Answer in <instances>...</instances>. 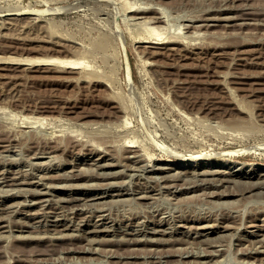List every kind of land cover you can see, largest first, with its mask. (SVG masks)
I'll return each instance as SVG.
<instances>
[{
    "label": "rangeland",
    "instance_id": "374dc122",
    "mask_svg": "<svg viewBox=\"0 0 264 264\" xmlns=\"http://www.w3.org/2000/svg\"><path fill=\"white\" fill-rule=\"evenodd\" d=\"M28 6L44 10L12 14ZM0 15V264H264V0H0ZM151 25L180 42H145ZM45 58L83 63L25 64Z\"/></svg>",
    "mask_w": 264,
    "mask_h": 264
},
{
    "label": "bare ground",
    "instance_id": "6f19581e",
    "mask_svg": "<svg viewBox=\"0 0 264 264\" xmlns=\"http://www.w3.org/2000/svg\"><path fill=\"white\" fill-rule=\"evenodd\" d=\"M131 6H132V5H131ZM129 7H130V6H129ZM132 7H133V6H132ZM132 7H131V8H132ZM138 7H139V6H138ZM244 7H245V6H244ZM14 9H15V8H14ZM17 9H19V8H17ZM136 9H137V7H136ZM225 9H226V8H225ZM244 9H245V8H244ZM19 10H20V9H19ZM43 10H44V9H39V8H34V7H30V6H28V7H25V8H23V9H21V11H18V12H17V11H16V12H12V11L10 10V13L12 12V14H26V15H27V14H31V15H32V14H38V13L42 12ZM132 10H134V8H133ZM138 10H139V8H138ZM222 10H223V9H222ZM141 11H142V10H141ZM150 11H151V10H150ZM151 12H152V11H151ZM6 13H7V12H6ZM8 13H9V12H8ZM147 13H148V12H147ZM139 15H140V14H139ZM154 15H155V14H154ZM0 16H1V15H0ZM5 16H6V15H5ZM7 16H8V15H7ZM10 16H13V15L10 14ZM132 16L134 17V15H132ZM142 16H143V15H142ZM147 16H148V15H147ZM156 16H158V15H156ZM229 16H230V15H229ZM229 16H228V17H229ZM233 16H234V15H233ZM144 17H145V16H144ZM144 17L142 18V19H143V22H144V20H145V22H147V23H144V25H145V24L150 25V22H151V21H150V22H149V20L147 21L146 19H144ZM158 17H159V16H158ZM209 17H210V16H209ZM212 17H213V16H212ZM216 17L219 18V16H216ZM234 17H235V16H234ZM146 18L151 19V18H149V17H146ZM204 18H206V17H204ZM204 18H203V19H204ZM210 18H211V17H210ZM230 18H231V17H230ZM235 18H236V17H235ZM242 18H243V17H242ZM133 19H134V18H133ZM135 19H136V18H135ZM138 19H139V18H138ZM156 19H157V18H156ZM158 19H159V18H158ZM161 19H162V18H161ZM193 19H194V18H193ZM193 19H191V20H193ZM197 19H198V18H197ZM206 19H208V16H207ZM227 19H228V18H227ZM151 20H152V19H151ZM154 20H155V19H154ZM154 20H153V21H154ZM162 20H163V19H162ZM153 21H152V22H153ZM156 21H157V20H156ZM244 22H245V21H244ZM140 23H142V22H140ZM153 23H154V22H153ZM153 23H152V25H153ZM239 23H240V22H239ZM246 23H247V22H246ZM250 23H252V22H250ZM256 23H257V22H256ZM258 23H259V22H258ZM183 24H184V23H183ZM189 24H190V23H188V25H189ZM193 24H194V23H193ZM201 24H202V23H201ZM243 24H244V23H243ZM152 25H151V26H147L146 29H148L149 31H152V32L154 33V35L156 34V36H157L156 39H157V40H156V39H153V38H152L153 40H148V39H145V38H143V37L141 36L142 39H143L145 42H152V43H157V44H163V43H164V44H165V42H167V41H165L166 39H165V40L163 39V40H164V41H163L162 38H163L164 36H165L164 38H166V36H168V35H164L163 32H162V30H161V32H162L163 35L161 34V32H159V29H161L160 27L157 29V26H158L159 24H157V26H152ZM155 25H156V24H155ZM209 25H210V24H209ZM159 26H160V25H159ZM144 27H146V25H145ZM181 27H182V26H181ZM185 27H187V26H185ZM116 28H117V27H116ZM116 28H115V30H116ZM182 28H183V27H182ZM146 29H145V30H146ZM179 29H180V28H179ZM185 29H186V28H185ZM148 30H147V31H148ZM186 30H187V29H186ZM193 30H194V29H193ZM196 30H197V29H195V31H196ZM117 31H118V29H117ZM182 31H183V30H182ZM191 31H192V30H191ZM191 31H190V32H191ZM118 32H119V31H118ZM178 32H179V31H178ZM193 32H194V31H193ZM150 33H151V32H150ZM150 33H148V34H150ZM187 33H188V32H187ZM197 33H198V32H197ZM178 34H179V33H178ZM192 34H193V33H192ZM198 34H199V33H198ZM144 35H145V34H144ZM161 35H162V38H161ZM180 35H182V37L184 38V35H183V34L180 33ZM186 35H187V34H186ZM147 36H150V35H147ZM152 36H153V35H152ZM169 36H173V35H169ZM169 36H168V38H169ZM174 36H175V35H174ZM177 36H178V35H177ZM177 36H176V37H177ZM144 37H145V36H144ZM153 37H155V36H153ZM191 37H192V36H191ZM139 38H140V37H139ZM147 38H148V37H147ZM170 38H171V37H170ZM170 38H169V39H170ZM178 38H179V37H178ZM123 39H124V38H123ZM160 39H161L162 41H161ZM171 39H172V38H171ZM171 39H170V40H171ZM173 39H176V38H173ZM173 39H172V41H173ZM179 39H180V38H179ZM118 40H119V39H118ZM176 40H178V39H176ZM178 41H179V40H178ZM121 42H122V45H123L122 47H123V49H124L123 51H125L126 73H127L126 76H127L128 80L130 81V80H132V78H133V76H132V68H131V64H130L129 57H128V53H127V51H126V46H125V44L123 43V41H121ZM124 42H125V41H124ZM139 42H140V39H139ZM179 42H180V41H179ZM182 42H183V41H182ZM174 44H175V43H174ZM165 45H166V44H165ZM178 45H179V44H178ZM157 46H158V45H157ZM159 46H160V45H159ZM188 46H189V45H188ZM160 47H161V46H160ZM165 47H166V46H165ZM174 47H175V45H174ZM158 48H159V47H158ZM175 48H176V47H175ZM187 48H188V47H187ZM161 49H162V48H161ZM165 49H166V48H165ZM181 49H182V48H181ZM167 50H168V49H167ZM171 50H172V49H171ZM157 52H158V51H157ZM163 52H164V51H163ZM159 53H160V52H159ZM161 53H162V52H161ZM170 53H171V52H170ZM30 60H31V59H30ZM31 61H32V60H31ZM20 63L23 64L24 62H20ZM82 63H83L82 61H80V60H75V59L45 58V59H37L35 62H32V63H25V64L34 65V66H35V65H38V66H40V65H47V66H49V65H58V66H63V68H80L81 65H82ZM61 69H62V68H60V70H61ZM29 123H30V122H29ZM31 123H32V122H31ZM132 141H133V140H132ZM133 142H134V141H133ZM133 142H132V143H133ZM132 143H130V144H132ZM133 145H134V144H133ZM128 146H129V144H128ZM131 146H132V145H131ZM129 147H130V146H129ZM99 149H101V148H99ZM248 149H249V148H248ZM248 149H247V150H248ZM102 150H103V149H102ZM130 150H131V149H130ZM240 150H245V151H246V148H242V149H240ZM240 150H239V149H238V150H237V149H230V150H228V153H236V152H238V151H240ZM46 151H47V150H46ZM105 151H106V150H105ZM96 152H97V151H96ZM107 152H108V151H107ZM107 152H106V153H107ZM137 152H138V151H137ZM133 153H134V152H133ZM139 153H140V152H139ZM37 154H38V153H37ZM41 154H42V153H41ZM97 154H98V153H97ZM101 154H102V153H101ZM126 154H127V153H126ZM131 154H132V153H131ZM210 154H212V153H206V154H203L202 152H199V151H193V152L190 154V156L192 157L191 160H193V161H197V160L201 159L200 157H201L202 155H210ZM43 155H44V154H43ZM99 155H100V154H99ZM106 155H107V154H106ZM113 155H114V154H113ZM132 155L134 156V154H132ZM132 155H131V156H132ZM138 156H139V155H138ZM38 157H39V156H38ZM89 157H90V156H89ZM99 157H100V156H99ZM126 157H127V156H126ZM134 157H135V156H134ZM142 157H143V156H142ZM100 158H101V157H100ZM148 158H149V157H148ZM144 159H145V158H144ZM146 159H147V158H146ZM110 160H111V159H110ZM136 160H137V159H136ZM140 160H142V159H140ZM82 161H83V160H82ZM85 161H86V160H85ZM85 161H84V162H85ZM89 161H90V160H89ZM91 161H92V160H91ZM103 161H104V160H103ZM118 161H120V160H118ZM143 161H144V160H143ZM147 161H148V160H147ZM147 161H146V162H147ZM105 162H107V159H106ZM105 162H104V163H105ZM111 162H112V161H111ZM115 162H117V161H115ZM136 162H137V161H136ZM141 162H142V161H141ZM141 162H140V164H141ZM207 162H208V161H207ZM40 163H41V162H40ZM45 163H46V162H45ZM81 163H82V162H81ZM88 163H89V162H88ZM90 163H91V162H90ZM92 163H94V162L92 161ZM100 163H102V162H100ZM112 163H113V162H112ZM134 163H135V162H134ZM149 163H150V162H149ZM37 164H39V163L37 162ZM84 164H85V163H84ZM84 164H83V165H84ZM98 164H99V163H98ZM102 164H103V163H102ZM105 164H106V163H105ZM105 164H104V165H105ZM113 164H115V163H113ZM116 164H117V163H116ZM119 164H120V162H119ZM132 164H133V163H132ZM143 164H144V163H143ZM150 164H151V163H150ZM48 165H49V164H48ZM73 165H74V164H73ZM89 165H90V164H89ZM156 165H157V164H156ZM46 166H47V165H46ZM86 166H87V165H86ZM93 166H94V165H93ZM108 166H109V165H108ZM131 166L133 167L134 165H131ZM145 166H146V165H145ZM159 166H160V165H159ZM166 166H167V165H166ZM183 166H184V165H183ZM193 166H194V165H193ZM193 166H192V167H193ZM40 167H41V166H40ZM95 167H97V166H95ZM98 167H99V166H98ZM98 167H97V168H98ZM127 167H128V166H127ZM136 167H137V166H136ZM136 167H135V168H136ZM139 167H140V166H139ZM152 167H153V166H152ZM154 167L156 168V166H154ZM157 167H158V166H157ZM162 167H163V166H162ZM241 167H242V166H241ZM47 168H48V167H47ZM49 168H50V167H49ZM81 168H83V167H81ZM133 168H134V167H133ZM133 168H132V170H133ZM142 168H143V167H142ZM144 168H145V167H144ZM149 168H150V167H149ZM158 168H159V167H158ZM174 168H175V167H174ZM195 168H196V167H195ZM204 168H205V167H204ZM235 168H236V167H235ZM235 168H233V169H235ZM251 168H252V167H251ZM251 168H250V169H251ZM79 169H80V168H79ZM94 169H96V168H94ZM124 169H126V168H124ZM124 169H123V170H124ZM127 169H128V168H127ZM137 169L139 170V168H137ZM163 169H164V168H163ZM170 169H171V167H170ZM183 169H184V168H183ZM185 169H186V168H185ZM202 169H203V168H202ZM214 169L216 170V168H214ZM250 169H248V170H250ZM64 170H65V168H64ZM96 170H97V169H96ZM123 170H120V171L118 170V172L123 173V172H124ZM128 170H129V169H128ZM156 170H158V169H156ZM171 170H172V169H171ZM180 170H181V169H180ZM192 170H193V169H192ZM203 170H204V169H203ZM203 170H202L201 174L211 173V171H209V170H205V171H203ZM220 170H221V169H219V171H220ZM226 170H227V169H226ZM78 171H79V170H78ZM86 171H87V170H86ZM97 171H98V170H97ZM100 171H101V170H99V172H100ZM122 171H123V172H122ZM126 171H127V170H126ZM141 171H142V170H141ZM144 171H145V170H144ZM161 171H162V170H161ZM174 171H175V170H174ZM174 171H173V173H174ZM183 171H184V170H182V172H183ZM187 171H188V169H187ZM200 171H201V170H200ZM217 171H218V168H217ZM223 171H224V170H223ZM240 171H241V170H240ZM240 171H237V172L235 171V172H236L237 174H239V175L245 174V173H241ZM64 172H65V171H64ZM64 172H63V173H64ZM76 172H77V171H76ZM95 172H96V171H95ZM118 172H117V173H118ZM130 172H133V171H130ZM139 172H140V171H139ZM177 172H178V171H177ZM179 172H180V171H179ZM192 172H193V171H192ZM192 172H191V174H192ZM198 172H199V171H198ZM229 172H230V171H229ZM243 172H244V171H243ZM250 172H251V173H254V172H256V170L253 169V170L250 171ZM262 172H263V171H262ZM3 173H4V172H2V174H3ZM63 173H62V175H63ZM66 173H67V172H66ZM85 173H87V172H85ZM93 173H94V172H93ZM93 173H92V174H93ZM96 173H97V172H96ZM101 173H102V172H101ZM125 173H126V172H125ZM162 173H164V172H162ZM168 173H169V172H168ZM180 173H181V172H180ZM195 173H196V170H195ZM213 173H214V170H213ZM219 173H220V172H219ZM221 173H222V172H221ZM233 173H234V172H233ZM9 174H10V173H9ZM17 174H18V173H17ZM68 174H69V172H68ZM70 174H71V173H70ZM78 174H79V173H78ZM102 174H103V173H102ZM127 174H128V173H127ZM131 174H133V173H131ZM169 174H170V173H169ZM171 174H172V173H171ZM171 174H170V175H171ZM174 174H175V173H174ZM177 174H178V173H177ZM184 174H185V172H184ZM196 174H197V173H196ZM217 174H218V173H217ZM247 174H248V173H247ZM0 175H1V174H0ZM72 175H73V174H72ZM79 175H80V174H79ZM104 175L107 176V172H106L105 174L101 175V176H104ZM112 175H113V174H112ZM112 175H111V176H112ZM152 175H154V174H152ZM160 175H161V174H160ZM165 175L167 176L168 174H165ZM226 175H228V174H226ZM226 175H225V177H226ZM263 175H264V174H263ZM13 176H14V175H13ZM15 176H16V175H15ZM18 176H19V174H18ZM18 176H17V177H18ZM81 176H82V175H81ZM96 176H98V175H96ZM99 176H100V175H99ZM113 176H114V175H113ZM155 176H156V173H155ZM163 176H164V175H163ZM168 176H169V175H168ZM168 176H167V177H168ZM175 176H176V175H175ZM179 176H180V175H179ZM212 176H213V175H212ZM215 176H216V175H215ZM250 176H251V175H250ZM252 176H253V175H252ZM0 177H1V176H0ZM19 177H20V176H19ZM38 177H39V179L42 178V177H40L39 175H38ZM38 177H37V178H38ZM46 177H47V176H46ZM58 177H59V176H58ZM58 177H57V178H58ZM60 177H62V176H60ZM70 177H71V176H70ZM70 177H69V178H70ZM74 177H76V176H74ZM156 177L158 178V174H157ZM159 177H160V176H159ZM176 177H178V176H176ZM182 177H183V176H181V178H182ZM184 177H185V176H184ZM195 177H196V176H195ZM197 177H198V176H197ZM197 177H196V178H197ZM210 177H211V176H210ZM218 177H219V176H218ZM5 178H6V177H5ZM20 178H21V177H20ZM37 178H36V179H37ZM44 178H45V177H44ZM49 178H50V177H48V179H49ZM80 178H81V177H80ZM94 178H95V177H94ZM96 178H97V177H96ZM112 178H113V177H112ZM157 178H156V179H157ZM160 178H161V177H160ZM160 178H159V179H160ZM163 178H165V177H163ZM163 178H162V179H163ZM168 178H171V177L169 176ZM168 178H167V179H168ZM172 178H174V177H172ZM172 178H171V179H172ZM179 178H180V177H179ZM181 178H180V179H181ZM186 178H187V175H186ZM201 178H202V177H201ZM205 178H208V177H207V176L204 177V180H205ZM213 178H214V177H213ZM234 178H235V177H234ZM32 179H33V178H32ZM55 179H56V178H55ZM105 179H106V178H105ZM107 179H108V178H107ZM177 179H178V178H177ZM177 179H176V180H177ZM192 179H193V178H192ZM197 179H198V178H197ZM199 179H200V178H199ZM216 179H217V177H216ZM216 179H215L214 181H216ZM220 179H221V178H220ZM220 179H219V180H220ZM229 179H230V177H229ZM236 179H237V178H236ZM238 179H239V178H238ZM1 180L3 181V180H5V179H1ZM20 180H21V179H20ZM33 180H34V179H33ZM160 180H161V179H160ZM182 180H183V178H182ZM185 180H187V179H185ZM188 180H189V179H188ZM193 180H194V179H193ZM209 180H210V178H209ZM224 180H225V179H224ZM234 180H235V179H234ZM253 180H254V179H253ZM255 180H256V179H255ZM261 180H262V179H261ZM2 181H1V182H2ZM9 181H10V180H9ZM28 181H29V180H28ZM35 181H36V180H35ZM35 181H34V182H35ZM37 181H38V180H37ZM39 181H40V180H39ZM41 181H42V180H41ZM165 181H166V180H165ZM197 181L199 182V180H197ZM205 181H207V180H205ZM230 181H231V179H230ZM232 181H233V180H232ZM245 181H247V180H244V183H243L244 185L241 183L244 187H245V185H246V184H245ZM251 181H252V179H251ZM257 181H258V180H257ZM257 181H256V182H257ZM6 182H7V181H6ZM15 182H16V181H15ZM17 182H18V181H17ZM22 182H23V181H22ZM29 182H30V181H29ZM43 182H44V181H43ZM119 182H120V181H118V183H119ZM186 182H187V181H186ZM186 182H185V183H186ZM190 182H191V179H190ZM200 182H201V181H200ZM202 182H203V181H202ZM234 182H235V181H234ZM236 182H238V181L236 180ZM254 182H255V181H254ZM254 182H253V184H254ZM256 182H255V184H256ZM7 183H8V182H7ZM10 183H11V182H10ZM23 183H25V182H23ZM23 183H22V185H23ZM35 183H36V182H35ZM37 183H38V182H37ZM53 183H54V182H53ZM115 183H117V181H116ZM121 183H122V182H121ZM161 183H162V182H161ZM187 183H188V182H187ZM216 183H217V182H216ZM219 183L221 184L222 182H218L217 184H219ZM257 183H258V182H257ZM261 183H262V182H261ZM263 183H264V181H263ZM263 183H262V184H263ZM1 184H2V183H1ZM12 184H13V183H12ZM16 184H17V183H16ZM28 184H29V183H28ZM42 184H43V183H42ZM54 184H56V183H54ZM58 184H59V183H58ZM58 184H57V185H58ZM74 184L77 185V183H74ZM113 184H114V182H113ZM122 184H123V183H122ZM188 184H190V183H188ZM191 184H192V183H191ZM194 184H195V183H194ZM196 184H197V183H196ZM226 184H227V183H226ZM231 184H232V183H231ZM238 184H239V183H238ZM253 184H252V185H253ZM255 184H254V185H255ZM258 184H259V183H258ZM7 185H8V184H7ZM25 185H26V184H25ZM33 185H34V184H33ZM49 185H50V184H49ZM51 185H52V183H51ZM72 185H73V184H72ZM72 185H70V186H72ZM79 185H82V184L79 183ZM79 185H78V186H79ZM108 185H109V184H108ZM108 185H107V188H108ZM118 185H119V184H118ZM118 185H117V186H118ZM120 185H121V184H120ZM170 185H172V184H170ZM198 185H200V184H198ZM204 185H205V184H204ZM233 185H234V183H233ZM247 185H248V184H247ZM254 185H253V186H254ZM260 185H261V184H260ZM4 186H6V185H4ZM16 186H18V185H16ZM16 186H15V187H16ZM35 186H36V185H35ZM35 186H34V187H35ZM44 186H45V185H44ZM47 186H48V185H47ZM174 186H175V185H174ZM176 186H177V185H176ZM191 186H192V185H191ZM211 186H212V185H211ZM248 186H249V185H248ZM250 186H251V185H250ZM253 186H252V187H253ZM8 187H9V186H8ZM10 187H11V186H10ZM41 187H42V186H41ZM187 187H188V186H187ZM193 187H194V185H193ZM195 187H197V186H195ZM252 187H251V188H252ZM0 188H1V187H0ZM12 188H14V187H12ZM12 188H11V189H12ZM19 188H20V186H19ZM19 188H18V189H19ZM43 188H44V187H43ZM43 188H42V189H43ZM110 188H111V187H110ZM121 188H122V187H121ZM155 188H156V187H155ZM158 188H159V187H158ZM179 188H180V187H179ZM189 188H190V186H189ZM197 188H198V187H197ZM262 188H263V187H262ZM8 189H9V188H7L6 190L4 189V191H7ZM20 189H21V191H22V190H25L26 188L24 189V188L22 187V188H20ZM20 189H19V190H20ZM35 189H36V188H35ZM40 189H41V188H40ZM44 189H45V188H44ZM2 190H3V186H2L1 191H2ZM15 190H16V189H15ZM27 190H28V188H27ZM29 190H30V186H29ZM29 190H28V191H29ZM32 190H33V187H32ZM116 190H117V189H116ZM116 190H115V191H116ZM147 190H148V189H147ZM147 190H146V191H147ZM157 190H158V189H157ZM157 190H155V191H157ZM193 190H194V189H193ZM239 190H241V189H239ZM239 190H238V191H239ZM242 190H243V188H242ZM242 190H241V192H242ZM249 190H250V189H249ZM35 191H38V190L36 189ZM40 191H41V190H40ZM43 191H44V190H43ZM155 191H154V193H155ZM158 191H160V190H158ZM183 191H184V190H183ZM222 191H223V190H222ZM225 191H226V190H225ZM234 191H235V190H234ZM245 191H246V190H245ZM262 191H263V190H262ZM26 192H27V191H26ZM29 192H32V191H29ZM38 192H39V191H38ZM50 192H51V191H50ZM97 192H98V191H97ZM110 192H111V191H110ZM160 192H161V191H160ZM217 192H218V191H217ZM236 192H237V191H236ZM236 192H235V193H236ZM20 193H21V192H20ZM22 193L24 194L23 191H22ZM27 193H28V192H27ZM40 193H41V192H40ZM44 193H45V192H44ZM107 193H108V192H107ZM113 193H115V192H113ZM149 193H150V192H149ZM152 193H153V192H152ZM221 193H222V192H221ZM224 193H226V192H224ZM227 193H228V190H227ZM237 193H238V192H237ZM261 193H262V192H261ZM12 194H13V193H12ZM17 194H18V193H17ZM17 194H16V195H17ZM70 194H71V193H70ZM144 194H145V193H144ZM146 194H147V192H146ZM155 194H157V193H155ZM159 194H160V193H159ZM217 194H219V193H217ZM0 195H1V194H0ZM29 195H30V194H29ZM33 195H34V190H33ZM40 195H41V194H40ZM45 195H46V194H45ZM71 195H72V194H71ZM92 195H93V194H92ZM94 195H95V194H94ZM129 195H130V193H129ZM142 195H143V194H142ZM153 195H154V194H153ZM153 195H152V196H153ZM74 196H75V195H74ZM74 196H73V197H74ZM79 196H80V195H79ZM82 196H83V195H81L80 197H82ZM111 196H112V195H111ZM138 196H140V195H138ZM144 196H146V195H144ZM147 196H148V194H147ZM150 196H151V195H150ZM157 196H158V195H157ZM220 196H222V195H220ZM23 197H24V196H23ZM41 197H42V196H41ZM45 197H46V196H45ZM52 197H53V196H52ZM52 197H51V198H52ZM69 197H71V196H69ZM69 197H67V198H69ZM73 197H72V198H73ZM92 197H93V196H92ZM94 197H95V196H94ZM96 197H97V196H96ZM123 197H124V196H122V198H123ZM125 197H126V196H125ZM129 197H130V196H129ZM132 197H133V196H132ZM223 197H224V196H223ZM12 198H13V197H12ZM20 198H21V197H20ZM48 198H49V197H48ZM77 198H78V196H77ZM82 198H83V197H82ZM86 198H87V197H86ZM88 198H89V197H88ZM107 198H108V197H107ZM117 198L119 199V197H117ZM122 198H121V199H122ZM136 198H137V196H136ZM136 198H135V199H136ZM1 199H2V198H1ZM23 199H24V198H23ZM104 199H106V198H103L102 200H104ZM113 199H114V198H113ZM123 199H124V198H123ZM126 199H127V197H126ZM154 199H155V198H154ZM33 200H34V199H32L31 201H33ZM36 200H37V199H36ZM36 200H35V201H36ZM38 200H39V199H38ZM38 200H37V201H38ZM41 200H43V199H41ZM44 200H46V199H44ZM65 200H66V199H65ZM67 200H68V199H67ZM115 200H117V199H115ZM20 201H21V200H20ZM39 201H40V200H39ZM69 201H70V200H69ZM84 201H86V200H84ZM93 201H94V199H93ZM97 201L99 202L98 199H97ZM107 201H108V200H107ZM107 201H106V202H107ZM113 201H114V200H113ZM18 202H19V201H18ZM66 202H67V201H66ZM66 202H65V203H66ZM86 202H87V201H86ZM106 202H105V203H106ZM16 203H17V202H16ZM25 203H26V202H25ZM25 203H24V204H25ZM27 203H29V201H28ZM33 203H34V202H33ZM82 203H83V202L81 201V204H82ZM84 203H85V202H84ZM90 203H91V201H90ZM90 203H89V204H90ZM14 204H15V202L13 201V205H12V206H14ZM42 204H43V203H42ZM99 204H100V202H99ZM101 204H102V203H101ZM6 205H8V204H6ZM6 205H5V206H6ZM15 205H16V204H15ZM19 205H20V204H19ZM31 205H32V204H31ZM87 205H88V204H87ZM97 205H98V204H97ZM0 206H1V205H0ZM8 206H9V205H8ZM22 206H23V205H22ZM41 206H42V205H41ZM90 206H91V205H90ZM92 206H93V205H92ZM98 206H101V205H98ZM103 206H104V205H103ZM103 206H101V207H103ZM2 207H3V206H2ZM6 207H7V206H6ZM0 208H1V207H0ZM3 208H4V207H3ZM12 208H13V207H12ZM34 208H35V207H34ZM42 208H43V206H42ZM1 209H2V208H1ZM15 209H16V207H15ZM27 209H28V208H27ZM102 209H103V208H102ZM39 210H40V209H39ZM84 210H85V208H84ZM14 211H15V210H14ZM16 211H17V209H16ZM25 211H26V210H25ZM35 212H36V211H35ZM46 212H47V211H46ZM7 213H8V212H7ZM11 213H12V212H11ZM24 213H25V212H24ZM28 213H29V212H28ZM33 213H34V212H33ZM41 213H42V212H41ZM15 214H16V213H15ZM30 214H31V213H30ZM44 214H45V213H44ZM50 214H51V213H50ZM5 215H6V214H5ZM20 215H21V214H20ZM46 215H47V214H46ZM39 216H40V214H39ZM42 216H43V215H42ZM54 216H55V215H54ZM28 217H29V216H28ZM35 217H36V216H35ZM45 217H46V216H45ZM6 218H7V217L5 216V219H6ZM29 218H30V217H29ZM33 218H34V217H33ZM53 218H54V217H53ZM56 218H57V217H56ZM81 218H82V217H81ZM220 218H221V217H220ZM47 219H48V218H47ZM50 219H51V218H50ZM54 219H55V218H54ZM59 219H60V218H59ZM83 219H84V218H83ZM26 220H27V219H26ZM39 220H41V219H39ZM44 220H45V218H44ZM80 220H81V219H80ZM198 220H199V219H198ZM213 220H214V219H213ZM17 221H18V220H17ZM20 221H21V220H20ZM22 221H23V220H22ZM41 221H42V220H41ZM85 221H86V220H85ZM101 221H102V220H101ZM163 221H164V220H163ZM216 221H217V220H216ZM216 221H215V223H216ZM218 221H219V220H218ZM8 222H9V221H8ZM18 222H19V221H18ZM30 222H31V221H30ZM30 222H29V223H30ZM67 222H68V221H67ZM81 222H83V221H81ZM98 222H100V220H99ZM140 222H141V221H140ZM176 222H177V221H176ZM205 222H206V221H205ZM222 222H224V221H222ZM10 223H11V222H10ZM27 223H28V222H27ZM27 223H26V224H27ZM45 223H46V222H45ZM74 223H77V222L74 221ZM90 223H91V222H90ZM113 223H114V222H113ZM142 223H143V222H142ZM153 223H154V222H153ZM169 223H170V222H169ZM193 223H194V222H193ZM196 223H197V222H196ZM208 223H209V222H208ZM211 223H212V222H211ZM5 224H6V223H5ZM11 224H12V223H11ZM11 224H10V225H11ZM15 224H16V223H15ZM30 224H31V223H30ZM43 224H44V223H43ZM58 224H59V223H58ZM79 224H81V223H78V226H79ZM110 224H111V222H110ZM165 224H166V223H165ZM178 224H179V223H178ZM199 224H200V223H199ZM223 224H224V223H223ZM0 225H1V224H0ZM8 225H9V224H8ZM10 225H9V226H10ZM31 225H32V224H31ZM46 225H47V224H46ZM68 225H69V224H68ZM81 225H82V224H81ZM92 225H93V224H92ZM105 225H106V224H105ZM153 225H154V224H153ZM169 225H170V224H169ZM171 225H172V224H171ZM173 225H174V224H173ZM219 225H220V224H219ZM251 225H252V224H251ZM255 225H257V224H255ZM1 226H2V225H1ZM19 226H20V225H19ZM21 226H22V225H21ZM61 226H62V225H61ZM65 226H66V225H65ZM72 226H73V225H72ZM72 226H71V227H72ZM78 226H76V227H78ZM99 226H100V225H99ZM114 226H115V225H114ZM124 226H125V225H124ZM139 226H140V225H139ZM145 226H146V225H145ZM167 226H168V225H167ZM167 226H166V227H167ZM189 226L192 227V225H189ZM193 226H196V225H193ZM204 226H205V225H204ZM204 226H203V227H204ZM215 226H216V225H215ZM222 226H224V225H222ZM227 226H228V225H227ZM258 226H259V225H258ZM2 227H3V226H2ZM2 227H1V228H2ZM37 227H38V226H37ZM55 227H57V226H55ZM79 227H80V226H79ZM103 227H104V225H103ZM110 227H111V226H110ZM119 227H120V226H119ZM164 227H165V226H164ZM197 227H198V226H197ZM224 227H225V226H224ZM229 227H230V226H228V228H229ZM261 227H262V226H261ZM1 228H0V229H1ZM20 228H21V227H20ZM61 228H62V227H61ZM67 228H68V227H67ZM91 228H92V227H91ZM93 228H94V227H93ZM93 228H92V229H93ZM113 228H114V227H113ZM138 228H139V227H138ZM142 228H143V226H142ZM174 228H175V227H174ZM194 228H195V227H194ZM194 228H193V229H194ZM216 228H217V227H216ZM8 229H9V228H8ZM12 229H13V227H12ZM15 229H16V228H15ZM23 229H25V228H23ZM49 229H50V228H49ZM65 229H66V228H65ZM73 229H74V228H73ZM73 229H72V230H73ZM89 229H90V228H89ZM92 229H91V230H92ZM105 229H106V228H105ZM110 229H111V228H110ZM126 229H127V228H126ZM147 229H148V228H147ZM154 229H155V228H154ZM161 229H163V228H161ZM171 229H172V228H171ZM178 229H179V228H178ZM180 229H181V228H180ZM188 229H189V228H188ZM190 229H191V228H190ZM209 229H210V228H209ZM225 229H226V228H225ZM255 229H256V228H255ZM5 230H6V229H5ZM9 230H10V229H9ZM19 230H21V229H19ZM95 230H96V229H95ZM100 230H102V229H100ZM108 230H109V229H108ZM111 230H113V229H111ZM120 230H121V229H120ZM133 230H134V228H133ZM135 230H137V229H135ZM140 230H141V229H140ZM143 230H144V229H143ZM143 230H142V231H143ZM175 230H176V228H175ZM186 230H187V229H186ZM196 230H197V229H196ZM12 231H13V230H12ZM49 231H50V230H49ZM60 231H61V230H60ZM70 231H71V230H70ZM76 231H78V230H76ZM89 231H90V230H89ZM129 231H130V230H129ZM152 231H153V230H152ZM155 231H158V229L155 230ZM155 231H154V232H155ZM164 231H165V230H164ZM168 231H169V230H168ZM171 231H172V230H171ZM194 231H195V230H194ZM216 231H217V230H216ZM63 232H64V231H63ZM73 232H74V231H72L71 233H73ZM81 232H82V231H81ZM86 232H87V231H86ZM103 232H104V231H103ZM160 232H161V231H160ZM189 232H190V231H189ZM189 232H185L187 236H189V235L187 234V233H189ZM4 233H5V232H4ZM9 233H11V231H9ZM20 233H21V232H20ZM22 233H23V232H22ZM74 233H75V232H74ZM74 233H73V234H74ZM83 233H84V232H83ZM112 233H113V232H112ZM127 233H128V232H127ZM127 233H126V234H127ZM135 233H136V232H135ZM145 233H146V232H145ZM149 233H150V232H149ZM165 233H167V232H165ZM171 233H172V232H171ZM171 233H170V234H171ZM176 233H177V232H176ZM183 233H184V232H183ZM195 233H196V232H195ZM195 233H194V234H195ZM216 233H217V232H216ZM220 233H221V231H220ZM249 233H250V232H249ZM58 234H59V233H58ZM62 234H63V233H62ZM62 234H61V236H62ZM67 234L70 235L69 233H67ZM75 234H76V233H75ZM93 234H94V233H93ZM110 234H111V233H110ZM124 234H125V233H124ZM154 234H155V233H154ZM163 234H164V233H163ZM217 234H218V233H217ZM0 235H1V234H0ZM4 235H5V234H4ZM4 235H3V236H4ZM18 235H19V234H18ZM50 235H51V234H50ZM53 235H54V234H53ZM71 235H72V234H71ZM71 235H70V236H71ZM76 235H77V234H76ZM78 235H79V233H78ZM80 235H81V234H80ZM94 235H95V234H94ZM105 235H106V234H105ZM144 235H145V234H144ZM161 235H162V234H161ZM168 235H169V234H168ZM177 235H178V233H177ZM197 235H198V234H197ZM211 235H212V234H211ZM8 236H9V239H10V236H11V235L8 234ZM8 236H7V238H8ZM24 236H25V234H24ZM51 236H52V235H51ZM55 236H56V235H55ZM123 236H124V235H123ZM125 236H127V235H125ZM128 236H129V235H128ZM133 236H134V235H133ZM147 236H148V235H147ZM157 236H158V235H157ZM159 236H160V235H159ZM170 236H172V235H170ZM174 236H176V235H174ZM178 236H179V235H178ZM208 236H209V235H208ZM262 236H264V234H263ZM0 237H1V236H0ZM16 237H17V235H16ZM20 237H22V235H20ZM20 237H18V238H20ZM27 237H28V235H27ZM27 237H26V238H27ZM48 237H49V236H48ZM52 237H53V236H52ZM52 237H51V238H52ZM62 237H63V236H62ZM67 237H68V236H67ZM71 237H72V236H71ZM82 237H84V236H82ZM134 237H135V236H134ZM165 237H166V236H165ZM165 237H164V238H165ZM176 237H177V236H176ZM211 237H212V236H210V238H211ZM4 238H5V237H4ZM24 238H25V237H24ZM28 238H29V237H28ZM103 238H104V237H103ZM130 238H131V237H130ZM136 238H138V237H136ZM136 238H135V239H136ZM140 238H141V236H140ZM143 238L145 239V236H144ZM157 238H158V237H157ZM157 238H156V239H157ZM166 238H167V237H166ZM169 238H170V237H169ZM174 238H175V237H174ZM178 238H180V237H178ZM178 238H177V239H178ZM189 238H190V237H189ZM199 238H200V237H199ZM201 238H202V237H201ZM204 238H205V237H204ZM210 238H209V239H210ZM21 239H22V238H21ZM89 239H90V238L88 237V240H89ZM93 239H94V238H92V240H93ZM95 239H96V238H95ZM108 239H109V238H108ZM127 239H129V238H127ZM131 239H133V238H131ZM148 239H150V236H148ZM154 239H155V238H154ZM154 239H152V240H154ZM180 239H181V238H180ZM191 239H192V238H191ZM195 239H196V238H195ZM202 239H203V238H202ZM205 239H206V238H205ZM213 239H214V238H213ZM262 239L264 240V238H262ZM54 240H55V239H54ZM103 240H104V239H103ZM133 240H134V239H133ZM164 240H165V239H164ZM170 240H171V238H170ZM178 240H179V239H178ZM185 240H186V239H185ZM199 240H200V239H199ZM211 240H212V238H211ZM98 241H99V240H98ZM120 241H121V240H120ZM120 241H118V242H120ZM123 241H125V239H124ZM137 241H139V240L137 239ZM157 241H159V240L157 239ZM160 241H161V240H160ZM160 241H159V242H160ZM166 241H167V240H166ZM181 241H182V239H181ZM186 241H187V240H186ZM190 241H191V240H190ZM193 241H194V240H193ZM201 241H202V240H201ZM256 241H258V238H257ZM92 242H94V240H93ZM151 242H152V241H151ZM153 242H154V241H153ZM187 242H188V241H187ZM195 242H196V241H195ZM251 242H254V241H251ZM262 242H263V241H262ZM262 242H261V243H262ZM131 243H132V242H131ZM135 243H136V242H135ZM165 243H167V242H165ZM191 243H193V242L191 241ZM210 243H211V241H210ZM210 243H209V244H210ZM255 243H256V242H255ZM52 244H53V243H52ZM119 244H120V243H119ZM147 244H148V243H147ZM173 244H174V243H173ZM186 244H187V243H186ZM186 244H185V245H186ZM206 244H207V243H206ZM213 245H214V244H213ZM258 245H259V244H258ZM211 246H212V244H211ZM261 246H262V245H261ZM216 247H217V246H216ZM255 247H256V246H255ZM258 247H259V246H258ZM182 248H183V246H181V249H182ZM186 248H187V247H186ZM261 248H262V247H261ZM90 249H91V248H90ZM177 249H178V248H177ZM213 249H214V248H213ZM248 250H249V249H248ZM251 250H252V249H251ZM259 250H260V248H259ZM189 251H190V250H189ZM217 251H218V250H217ZM263 251H264V250H263ZM181 252H182V251H181ZM185 252H186V251H185ZM202 252H203V250L201 251V253H202ZM254 252H255V251H254ZM186 253H187V252H186ZM186 253H185V254H186ZM188 253H189V252H188ZM188 253H187V254H188ZM203 253H204V252H203ZM215 253H217V252H215ZM215 253H214V254H215ZM251 253H252V252H251ZM178 254H179V252H178ZM178 254H177V255H178ZM180 254H181V253H180ZM191 254H192V253H191ZM204 254H205V253H204ZM257 254H258V253H257ZM183 255H184V254H183ZM193 255H194V254H193ZM195 255H196V254H195ZM200 255H201V254H200ZM206 255H207V254H206ZM134 256H135V255H134ZM160 256H161V255H160ZM245 256H246V255H245ZM252 256H253V255H252ZM180 257H181V256H180ZM186 257H188V256H186ZM189 257H190V255H189ZM205 257H206V256H205ZM210 257H211V256H210ZM123 258H124V257H123ZM199 258H200V257H199Z\"/></svg>",
    "mask_w": 264,
    "mask_h": 264
}]
</instances>
